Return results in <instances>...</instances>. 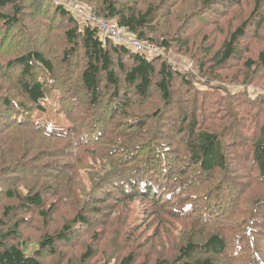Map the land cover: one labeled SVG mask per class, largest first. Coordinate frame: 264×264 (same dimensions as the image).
<instances>
[{"label":"trees","instance_id":"1","mask_svg":"<svg viewBox=\"0 0 264 264\" xmlns=\"http://www.w3.org/2000/svg\"><path fill=\"white\" fill-rule=\"evenodd\" d=\"M74 1L146 44L166 53L199 52L204 61L197 74H183L162 54L105 38L61 1L0 0V264H61L49 258L89 215L94 220L98 209L107 210L106 196L111 204L163 201L160 211L194 222L191 232L178 227V253L154 264H223L215 258L223 256L229 264H264V52L244 65L243 81H259L257 98L245 84L232 94L226 81L243 75L231 74L229 65L242 56L249 29H264V0H255L238 27L201 26L200 34L182 35L180 27L166 30L180 0ZM242 1L191 0L185 23L216 25ZM31 21L46 23V42H35ZM195 33L204 41L200 48ZM211 37L221 44H205ZM46 102L58 106L69 129L37 119ZM82 174L94 188L90 201L61 228L39 230L31 250L21 232L26 216L35 210L51 222L49 182L61 175L65 189ZM25 183L27 194H18ZM85 251L74 264L94 256L91 247ZM135 258L130 253L118 264Z\"/></svg>","mask_w":264,"mask_h":264},{"label":"rangeland","instance_id":"2","mask_svg":"<svg viewBox=\"0 0 264 264\" xmlns=\"http://www.w3.org/2000/svg\"><path fill=\"white\" fill-rule=\"evenodd\" d=\"M58 1L65 3L68 7H70V9H72L73 12L75 9H84L83 6H80L82 5L81 3L74 0ZM148 3L149 0H142L138 5L143 6ZM191 5V0L179 1L173 17V22L170 28L166 29L167 33H171V31L175 32V30H178L179 27L181 28L180 35H182L181 32L185 29L189 30V33L197 31L200 34L201 26H211L210 28L217 31L221 26L238 27L242 24L245 18L249 16L247 12L255 7V0H243L240 6L228 10L225 19L218 22L216 25L213 21L212 23L208 22L205 25H202L200 20L197 19L185 23V21H187L186 17L191 13L189 9ZM260 11V14L264 15V6ZM214 15L218 14L213 13L211 15L212 18ZM216 18L217 17H214V19ZM39 22H41V24H36L31 21L32 33L34 35L35 42L38 43V41H41L40 44H42L43 42H46L44 40L47 39L44 33L46 31V27L43 25H46V23L43 21ZM252 23L255 25L256 21L254 20ZM62 24H64V22H62ZM194 35L196 36L197 48H200L204 41L200 42L201 39L199 38V35L195 33L192 36ZM211 36L217 37V33H212ZM205 44L214 48V45H219L221 42L220 39H214L211 37ZM212 50V54H214L216 49ZM159 51L177 70L181 71L183 74H197L199 72V68L201 67V63L204 61L199 52H188L187 54H184L174 50L170 51V53H166L161 49ZM239 51H241V53L243 52L242 56L240 58L237 57V60L229 65L231 67L230 73L240 74L242 72L243 75L239 82H232V79H226L228 89L232 94H234L240 89V84L249 85L243 88H248L251 93V97L257 98L258 95L255 91L258 90V86L256 85L259 84V81L252 83H245L243 81L249 73L244 65L246 60H248L247 58L257 57L260 52H264V29L258 32L255 30V27H252L251 30L249 29L247 36L241 41ZM261 71L264 73V69ZM262 96V98H264V95ZM57 110L58 106L55 103L46 102L42 107H40L37 119L48 123L51 128H61L63 130L69 129L67 117L64 114L59 115ZM233 176L235 175L233 174ZM51 180L53 181L49 182V184L54 187V190L52 189L51 192L48 190L46 191V194L49 197L47 200L46 210H49L50 206L54 208V212L52 214L53 219L50 220L51 222H47L34 210L31 214L26 216L30 219V221L21 226L22 237L28 243H31V250L35 246L34 243L36 242V239L39 237V230H42L43 234L46 231L61 228L76 215L84 202L90 201L94 192V188H92L85 174H82L80 178L75 180L71 185L65 186V189L59 188L60 182L62 181L61 175H59L58 179L54 178ZM28 186L29 184L27 183L20 185L17 191L18 194H27L28 191L26 188ZM101 193L103 192L100 191L99 198L102 197ZM106 197L109 199V204L105 205L107 210L104 211L103 209H98L100 214L96 216L99 217L94 220H91L92 217L89 215V217H87L89 223L76 227L77 231L75 233V237L71 239L69 245L66 246L64 244H60L57 249V253L55 256L49 258V261H58V263L61 264H74L81 259L83 254L86 253L85 250L87 247H91L94 256L84 264H116V262L118 264L120 263V260L125 258V256L130 253H133L136 257L135 264H154V262L160 263L161 261L159 257H172L178 253V247L181 245L179 234L182 231V229L178 227L184 226L189 232L193 229V221H185L181 218L177 220L176 218L172 219L167 213V210L160 211L159 205L162 204L163 201L155 203L157 206H154L153 202H146L142 198H138L133 202L123 200L120 202L116 201V203L111 204L114 201L111 199L113 197ZM65 204L67 206H65ZM165 204L166 203L164 202V205ZM4 205L5 201L1 197L0 208ZM161 207H163V205ZM22 216L25 215L22 214ZM44 222L46 223V226L44 225ZM174 223H179V225L173 226ZM261 247L263 248L262 254L264 256V246ZM215 258H217L218 262L229 264L228 260L224 256Z\"/></svg>","mask_w":264,"mask_h":264},{"label":"built area","instance_id":"3","mask_svg":"<svg viewBox=\"0 0 264 264\" xmlns=\"http://www.w3.org/2000/svg\"><path fill=\"white\" fill-rule=\"evenodd\" d=\"M74 13L84 21L91 22L97 26L105 38H111L118 44L124 45L127 48L142 54H161V52L154 46L142 42L135 36L127 35L125 30L120 28L115 21L98 18L88 12L85 8L75 9Z\"/></svg>","mask_w":264,"mask_h":264}]
</instances>
